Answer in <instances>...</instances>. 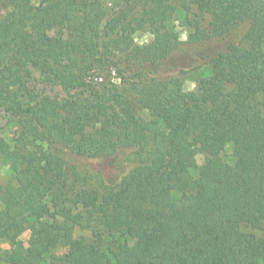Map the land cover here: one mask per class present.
I'll return each instance as SVG.
<instances>
[{
	"label": "trees",
	"instance_id": "obj_1",
	"mask_svg": "<svg viewBox=\"0 0 264 264\" xmlns=\"http://www.w3.org/2000/svg\"><path fill=\"white\" fill-rule=\"evenodd\" d=\"M200 1L0 0V111L17 127L0 139V264H264V0ZM178 14L186 42L134 43ZM200 69L207 92H184ZM33 72L86 97L34 94ZM112 73L131 87L92 85Z\"/></svg>",
	"mask_w": 264,
	"mask_h": 264
},
{
	"label": "rangeland",
	"instance_id": "obj_2",
	"mask_svg": "<svg viewBox=\"0 0 264 264\" xmlns=\"http://www.w3.org/2000/svg\"><path fill=\"white\" fill-rule=\"evenodd\" d=\"M119 0H101L102 5L105 8L112 7ZM199 2H202L199 0ZM195 10V9H194ZM5 13H1V16H4ZM191 18V16H190ZM208 19V18H207ZM188 34V39L191 33H193V29L190 28L186 22L183 20L181 14L176 15L167 25L166 29L159 34H152L144 30H136L132 33V39L136 45L143 46L149 44H165L169 47H173L182 41L179 39L180 35L184 33ZM93 84L98 85V88L106 86L108 88L116 87L119 91H123L129 89L131 85L128 84L127 80L121 79L116 74L112 73L111 76L106 79V81L100 77L93 78ZM178 80L182 83V89L184 92H196V93H205L208 90V87L212 80H214V75L211 72H206L205 70H197L191 72L189 74L181 75L178 77ZM28 88L34 94H39L44 97H49L55 101H64L69 98L79 97L85 98L86 93L82 91H65L61 87L53 86V85H45L42 83L40 76L33 72L30 83L28 84ZM169 112L173 116H180L181 112L176 109H169ZM146 117H150L148 112H144ZM17 135V127L10 123L5 114L0 111V139L5 143L12 146L13 140ZM245 151L243 156L241 157V165H245L248 162V156L251 149V134H248L245 140ZM188 151L195 156L197 164L200 166L204 161V156L196 151V149L192 145H187ZM227 162L232 164L233 160L231 158V148L227 147L224 154L221 157V161H216L215 164ZM6 170V171H5ZM244 172L243 168L236 169V175L242 176ZM10 182H12V175L9 171L8 165L3 163L0 160V186L5 187ZM173 198L178 200L179 194L174 193ZM75 236H84L90 237V231L87 230H79L75 231ZM29 239V232H25L20 241L22 243V247L25 248L27 246V242ZM132 242L130 245L132 246ZM0 248L2 250H8L9 245L0 240ZM57 254L67 253L68 250L65 248H59Z\"/></svg>",
	"mask_w": 264,
	"mask_h": 264
},
{
	"label": "clouds",
	"instance_id": "obj_3",
	"mask_svg": "<svg viewBox=\"0 0 264 264\" xmlns=\"http://www.w3.org/2000/svg\"><path fill=\"white\" fill-rule=\"evenodd\" d=\"M179 39L182 42H186L188 40V34L185 32L184 34L180 35ZM6 171V170H5Z\"/></svg>",
	"mask_w": 264,
	"mask_h": 264
}]
</instances>
